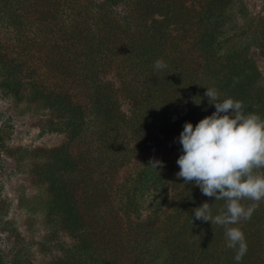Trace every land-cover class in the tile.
Masks as SVG:
<instances>
[{
    "label": "rangeland",
    "instance_id": "1",
    "mask_svg": "<svg viewBox=\"0 0 264 264\" xmlns=\"http://www.w3.org/2000/svg\"><path fill=\"white\" fill-rule=\"evenodd\" d=\"M129 1L115 7L113 14L119 17L131 12L136 4L135 0ZM205 1L184 0L187 21L182 28L172 27L166 40V64L176 65L178 75L195 79L200 91V97L192 101L195 106H188V110L196 111L201 120L215 112L212 101L205 96L210 87L218 90L221 101L236 100L232 88L223 85L229 77L227 73L238 63L234 68L240 70V75L232 81L242 83L244 91L252 90L256 98L251 104L249 98L242 101L244 107L250 108L247 111L243 107L242 111L263 118L264 0L229 1L223 33L211 53L214 58L201 54L194 26ZM101 3L102 0H0V264H65L69 251L78 244L61 220L50 213L51 193L45 174L61 150L79 164L78 174L71 177L79 184L77 203L85 218L96 264H164L168 250L160 243L167 235L170 216L182 203L186 188L199 189L194 181L185 183L176 176L180 171L176 161L182 154L178 138L187 116L166 139H159V132L151 128L153 138L145 148L138 145L136 132L124 127L125 148L109 154L101 148L95 124L90 123L80 136L71 139L61 125V115L33 99L37 83L47 91L69 95L90 116L87 111L92 90L79 68L83 43H74V37L84 33L92 39L96 32L94 15ZM130 53L125 49L122 56L111 53L105 66H101L105 70L99 74L101 81L112 85L121 111L128 117L134 109L131 93H138L143 101L145 95L140 76L144 69L136 65ZM13 70L21 82L12 78ZM150 160L163 163L158 170L170 180L169 200L159 205V192L150 188V193L132 199L135 207L129 206L122 185L150 165ZM194 201L191 210L205 202L210 204L213 216L225 210L224 200L209 198L202 192ZM241 203L249 206L254 202ZM233 226L243 231L249 244L247 251L253 249L255 264H261L257 259L264 258V200L251 219Z\"/></svg>",
    "mask_w": 264,
    "mask_h": 264
},
{
    "label": "trees",
    "instance_id": "2",
    "mask_svg": "<svg viewBox=\"0 0 264 264\" xmlns=\"http://www.w3.org/2000/svg\"><path fill=\"white\" fill-rule=\"evenodd\" d=\"M229 1L206 0L200 9V16L194 26L197 27L198 47L204 57L210 55L214 58L211 53L216 49L223 33L225 9ZM122 2L125 5L130 3L129 0H102L94 15L96 32L92 39H88L84 33H77L74 37V43H83L79 68L92 90L91 107L87 111L90 116L81 104H76L63 92H50L36 83L32 95L33 99L44 102L61 115V125L71 139L80 136L90 123L95 124L101 148L103 147L109 154L125 148L122 142L125 136L124 127L133 129L137 134L135 137L138 139V145L145 148L149 144L147 142L153 138L151 128L159 132L157 135L159 139H166L180 128L186 116L187 122L194 126L201 120L196 111L193 114L188 110V106H195L196 103H192L194 98L200 97L195 79L187 75H178L175 71L176 65L167 64V68L163 70L154 68L156 60H166V40L171 36L172 27L182 28L187 21V19L184 21L188 12L184 0H135L136 5L133 4L131 12L127 11L119 18L113 14V10ZM104 10L106 11L103 14ZM116 14L119 15L117 12ZM123 49L131 52L136 59V65L144 69V72L140 73L143 78L141 84L145 89L144 101L142 96L136 95L138 93L135 95L131 93L134 109L129 117L121 111L112 85L101 81L99 77L102 70H105L103 67L108 62L110 54L117 53L122 56ZM236 65L238 63L227 73L229 77L223 86L232 88L236 100L245 101L249 98L248 103L251 104L256 99L254 92L244 91L242 83L232 81L240 75V70L234 68ZM147 70L145 81L148 84L145 87L144 73ZM11 74L12 78L21 82L15 70ZM14 92L19 95L17 89ZM244 109L250 111L248 107ZM53 161V167L45 174L51 193L50 213L59 218L64 228L79 241L69 251L70 256L66 257L65 264H96L85 218L77 203L79 184L73 182L71 177L78 174L79 164L65 150L57 152ZM150 188L159 192L157 200L159 205L166 203L164 200L168 199L170 189L172 190L170 180L164 173L158 168L146 165L128 184L122 185V192L129 206L135 207L132 199L150 193ZM200 193V189L191 191L186 188L182 203L174 208L175 211L169 219L170 224L167 225V235L160 243L163 249L168 250L164 264H235L236 253L227 247L224 227L194 218L190 205H193V201ZM189 196L192 198L189 199ZM187 199L189 200L186 201ZM82 254L85 256L81 257ZM253 255V249L247 251L240 264H255ZM259 259L261 264L264 263V258L259 256L257 260Z\"/></svg>",
    "mask_w": 264,
    "mask_h": 264
},
{
    "label": "clouds",
    "instance_id": "3",
    "mask_svg": "<svg viewBox=\"0 0 264 264\" xmlns=\"http://www.w3.org/2000/svg\"><path fill=\"white\" fill-rule=\"evenodd\" d=\"M154 68L163 70V59L154 62ZM205 96L215 112L195 126L186 122L178 138L182 154L176 163L178 179L195 182L203 195L224 200L225 210L213 216L205 202L193 210L196 220L223 226L227 247L235 250V264H240L248 246L243 231L234 227L241 220H249L264 200V118L254 112L245 114L243 102L233 98L220 100L214 87L207 88ZM231 110V111H230ZM150 167H163L158 160H150ZM253 201L249 206L241 202ZM193 223V221H192Z\"/></svg>",
    "mask_w": 264,
    "mask_h": 264
}]
</instances>
